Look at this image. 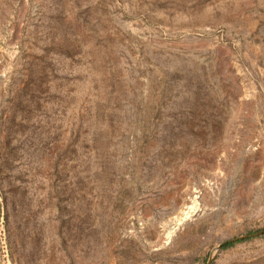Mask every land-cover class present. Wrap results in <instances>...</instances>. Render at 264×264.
I'll return each mask as SVG.
<instances>
[{
    "label": "rangeland",
    "instance_id": "rangeland-1",
    "mask_svg": "<svg viewBox=\"0 0 264 264\" xmlns=\"http://www.w3.org/2000/svg\"><path fill=\"white\" fill-rule=\"evenodd\" d=\"M262 230L264 0H0V264H264L221 246Z\"/></svg>",
    "mask_w": 264,
    "mask_h": 264
},
{
    "label": "water",
    "instance_id": "water-1",
    "mask_svg": "<svg viewBox=\"0 0 264 264\" xmlns=\"http://www.w3.org/2000/svg\"><path fill=\"white\" fill-rule=\"evenodd\" d=\"M261 235H264V230H262V231H258V232H256V233H253V234H250V235H247V236H243V237L237 238V239H235V240H233V241H230V242H228V243L235 242V241L242 240V239L249 238V237L261 236ZM226 244H227V243H224V244H222L221 246L226 245ZM221 246L219 247V249L221 248Z\"/></svg>",
    "mask_w": 264,
    "mask_h": 264
},
{
    "label": "bare ground",
    "instance_id": "bare-ground-1",
    "mask_svg": "<svg viewBox=\"0 0 264 264\" xmlns=\"http://www.w3.org/2000/svg\"><path fill=\"white\" fill-rule=\"evenodd\" d=\"M193 204V203H192ZM193 207L194 206H187L186 208H187V211L185 212V214H188V213H190V212H192V209H193Z\"/></svg>",
    "mask_w": 264,
    "mask_h": 264
},
{
    "label": "trees",
    "instance_id": "trees-1",
    "mask_svg": "<svg viewBox=\"0 0 264 264\" xmlns=\"http://www.w3.org/2000/svg\"><path fill=\"white\" fill-rule=\"evenodd\" d=\"M233 245V243H227L223 248L226 249L228 247H231Z\"/></svg>",
    "mask_w": 264,
    "mask_h": 264
}]
</instances>
